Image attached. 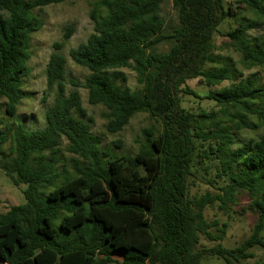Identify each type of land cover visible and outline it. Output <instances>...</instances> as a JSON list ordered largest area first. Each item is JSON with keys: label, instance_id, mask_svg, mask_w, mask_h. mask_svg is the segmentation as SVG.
<instances>
[{"label": "trees", "instance_id": "16d2710c", "mask_svg": "<svg viewBox=\"0 0 264 264\" xmlns=\"http://www.w3.org/2000/svg\"><path fill=\"white\" fill-rule=\"evenodd\" d=\"M66 1L0 0V127L3 113L15 118L24 98L32 36L44 26L35 10ZM166 1L96 2L93 34L70 50L75 64L90 74L84 82L70 80L69 93L67 59L58 53L63 45L54 44L46 79L56 95L45 127L19 122L0 130V172L12 185L26 186L25 203L0 214V264H204L210 258L240 264L254 258L251 249L264 250V135L231 149L233 128H257L251 116L264 122V108L254 107L264 101V86L250 76L210 92L206 99L219 112L196 114L182 105V94L200 98L187 87L189 80L202 78L211 87L233 80L228 65L205 68L222 58L214 53L216 34L228 38L247 68L264 67V37L249 36L260 23L244 18L220 30L237 17V5L264 19V0H172L176 26L162 17ZM67 32L65 41L74 34L71 27ZM166 43L169 51L158 52ZM123 68L137 73L135 90L125 86L128 78L118 71ZM80 88L88 91L90 105L107 110L111 134L143 113L161 125L158 135L156 127L147 129L137 154H113L91 136L93 120ZM64 140L76 157L72 170L59 167ZM195 140L209 150L197 153ZM203 160L216 161L214 178L200 166ZM197 184L216 193L192 195ZM242 192L258 216L251 236L234 249L202 247V237L221 241L228 228L209 220L206 209L219 203L226 214ZM219 227L221 235H214Z\"/></svg>", "mask_w": 264, "mask_h": 264}, {"label": "rangeland", "instance_id": "374dc122", "mask_svg": "<svg viewBox=\"0 0 264 264\" xmlns=\"http://www.w3.org/2000/svg\"><path fill=\"white\" fill-rule=\"evenodd\" d=\"M101 0H68L65 3L58 5H51L44 8L35 10V13L43 18V28L33 34L31 40L30 55L31 59L29 66L31 73L25 80L22 89L24 98L21 106L19 107L18 115L15 118H10L3 113L1 118L4 120V125L0 127L2 132L8 131L12 127H16L17 123L21 122L30 129H41L45 127V112L53 105L56 90H49L47 86L46 70L51 55L55 52L54 44L60 43L63 45L58 53L62 54L67 59L66 69V84L67 93L74 90L70 85V80H78L84 82L85 78L89 76L90 72L75 64L70 57V50L77 48L81 43L88 40L94 32V23L90 18V13L94 4ZM237 17L229 18L228 21L222 24L221 31H227L235 28L242 19H250L260 23L258 29L249 31L251 39L255 37H264V19L247 11L243 6H235ZM162 17L168 24L176 26L177 24V11L175 10L172 0H167L162 6ZM73 29V35L70 40L65 41L64 36L68 33V28ZM228 38L221 35L215 36V50L217 56L222 57L216 64L208 63L206 70L215 69L219 70L223 65H228L231 71L233 80L224 81L218 86H208L202 78L187 81V87L196 92L200 98L193 95L182 94V105L184 108L200 114L202 111L219 112V107L216 102L207 100L206 97L210 92L219 90L224 87L231 86L238 83L239 80L247 77H254L256 85L264 86V67L253 66L247 68L242 62L241 54L234 49L230 48ZM170 43L160 45L157 49L160 53H166L170 49ZM128 81L125 86L131 90L139 87L137 83V73L131 68L119 69ZM241 73L242 78L238 79L237 74ZM78 91L81 94L82 103L84 108L88 111L89 116L93 120L91 136L100 142V145L105 149H110L116 155H135L139 152L141 146L145 144V130L156 127V135L158 129L161 128L155 120L148 114H138L130 122V124L121 132L111 134L108 129V118L106 116L107 110L101 106H92L88 101V91L80 88ZM256 108H264V101L256 102ZM221 118H227L220 114ZM249 121L253 125H258L255 129H242L238 131L233 128L236 143L231 149L239 148L245 144L250 143L252 140H258L264 135V122H260L255 116L249 117ZM115 143H121V147L115 146ZM197 145V153L206 151L208 144L203 145L202 141L195 140ZM6 151L9 146L5 147ZM207 150V151H208ZM8 153V152H7ZM60 157L64 163L59 164V167L65 165L69 170H72L74 165L75 156L67 151V142L64 140L61 146ZM200 166L203 168L208 167V174L210 178H214L216 174L217 163L201 161ZM26 189L25 185L16 187L11 184L9 179L3 172H0V214H6L13 206H18L25 203L23 191ZM207 192L212 194L216 190L208 184H197L191 188L192 195H203ZM206 217L209 220H219L221 224H228L226 233L221 241H208L205 237L201 239L202 247H213L221 244L226 248L234 249L239 247L253 232L257 222L256 209L250 206L248 194L242 192L238 195L236 204H231L228 212L219 209V203L205 211ZM219 228L212 229L214 235H221ZM264 236V234H263ZM254 254V258L245 260L240 264H264V250L260 247H255L250 250ZM204 264H226L223 260L218 258H210L204 261ZM237 264V263H235Z\"/></svg>", "mask_w": 264, "mask_h": 264}]
</instances>
